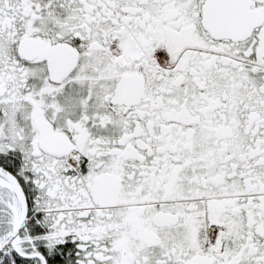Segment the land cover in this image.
I'll use <instances>...</instances> for the list:
<instances>
[{
	"label": "snow or ice",
	"instance_id": "6c2138e0",
	"mask_svg": "<svg viewBox=\"0 0 264 264\" xmlns=\"http://www.w3.org/2000/svg\"><path fill=\"white\" fill-rule=\"evenodd\" d=\"M0 264H264V0H0Z\"/></svg>",
	"mask_w": 264,
	"mask_h": 264
}]
</instances>
